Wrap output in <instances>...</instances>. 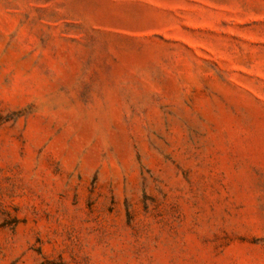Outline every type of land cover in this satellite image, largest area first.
<instances>
[{
    "label": "rangeland",
    "instance_id": "374dc122",
    "mask_svg": "<svg viewBox=\"0 0 264 264\" xmlns=\"http://www.w3.org/2000/svg\"><path fill=\"white\" fill-rule=\"evenodd\" d=\"M0 264H264V0H0Z\"/></svg>",
    "mask_w": 264,
    "mask_h": 264
}]
</instances>
